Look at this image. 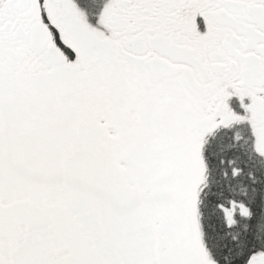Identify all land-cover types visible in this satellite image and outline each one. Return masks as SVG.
<instances>
[{
  "label": "snow or ice",
  "instance_id": "6c2138e0",
  "mask_svg": "<svg viewBox=\"0 0 264 264\" xmlns=\"http://www.w3.org/2000/svg\"><path fill=\"white\" fill-rule=\"evenodd\" d=\"M0 264H264V0H0Z\"/></svg>",
  "mask_w": 264,
  "mask_h": 264
}]
</instances>
